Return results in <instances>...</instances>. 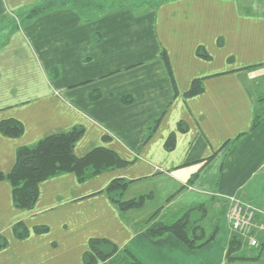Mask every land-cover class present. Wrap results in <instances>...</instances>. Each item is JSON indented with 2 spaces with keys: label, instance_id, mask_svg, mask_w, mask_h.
Returning <instances> with one entry per match:
<instances>
[{
  "label": "crops",
  "instance_id": "obj_1",
  "mask_svg": "<svg viewBox=\"0 0 264 264\" xmlns=\"http://www.w3.org/2000/svg\"><path fill=\"white\" fill-rule=\"evenodd\" d=\"M40 1L0 0V17ZM145 4L104 2L91 20L61 6L0 32V122L23 126L17 137L0 132V173L17 148L80 126L76 157L103 147L127 161L82 182L73 172L49 177L29 210L1 180L0 264H85L90 239L114 246L96 264H228L225 205L236 197L264 210V119L252 127L264 96V0ZM197 78L201 92L186 95ZM115 178L130 181L124 199L145 195L144 204L119 210L103 192ZM202 204L200 222L212 212L216 225L202 245L147 233L153 216L172 221ZM17 222L27 237L13 236ZM235 253L252 258L239 264H264L247 240Z\"/></svg>",
  "mask_w": 264,
  "mask_h": 264
},
{
  "label": "trees",
  "instance_id": "obj_2",
  "mask_svg": "<svg viewBox=\"0 0 264 264\" xmlns=\"http://www.w3.org/2000/svg\"><path fill=\"white\" fill-rule=\"evenodd\" d=\"M104 2L105 0H41L24 12L16 14L15 18L18 17L21 21L31 19L48 10L62 6L74 9L81 8L86 12L83 17L91 20L101 15L105 8L103 6ZM4 18L5 21L7 20L8 27L13 24L15 28L18 27L17 23L15 25V23L12 24L8 20V16H1L0 24L3 23ZM4 28L5 26H0V32H3ZM197 53L203 57L207 56V53L200 47H198ZM202 80V78L194 79L185 94L194 95L201 92ZM257 101L258 109L255 112L252 127L264 119V96H260ZM0 132L5 136L17 137L23 132V126L21 122L15 119L1 120ZM82 134L83 128L81 126L74 127L65 132L45 136L32 145L17 148L15 161L11 170L6 174L0 173V181L7 180L12 187V201L17 208L31 209L38 198L39 183L49 177L60 173L73 172L76 174L77 179L82 182L97 173L111 168L121 167L127 163V161L122 160L114 151L103 147L94 148L81 158L76 157L73 153V147ZM171 138L172 136L170 135L165 142L167 147H170ZM129 183L130 181L123 178H115L103 190L121 211L141 207L146 201L147 196L145 195L128 200L124 199V193ZM194 211H196V214H193ZM204 212L205 206L202 204L188 209L176 220L167 221L158 219L152 221L147 227V233L152 237L171 233L188 247L194 248L200 246L209 237L213 236V234H210L204 237L203 230L198 225L205 215ZM191 217L194 219L193 221H190ZM45 229V227L34 228L36 232ZM28 231L23 222H17L12 228L13 236L17 239L27 237ZM243 243L244 239L242 237L236 234L230 236L226 253L228 264H239V262L252 259L236 255L235 252ZM260 243V247L257 248L258 254H261L264 250V238L260 240ZM5 245L6 239L0 236V248ZM113 251L114 246L108 240L90 239L88 249L83 254V261L85 264H96L109 257ZM131 264L139 263L133 261Z\"/></svg>",
  "mask_w": 264,
  "mask_h": 264
},
{
  "label": "built area",
  "instance_id": "obj_3",
  "mask_svg": "<svg viewBox=\"0 0 264 264\" xmlns=\"http://www.w3.org/2000/svg\"><path fill=\"white\" fill-rule=\"evenodd\" d=\"M229 204L231 206L226 214V219L231 233L247 240L250 247H260V241L253 230L264 234V210L256 208L236 197H232L229 200Z\"/></svg>",
  "mask_w": 264,
  "mask_h": 264
},
{
  "label": "rangeland",
  "instance_id": "obj_4",
  "mask_svg": "<svg viewBox=\"0 0 264 264\" xmlns=\"http://www.w3.org/2000/svg\"><path fill=\"white\" fill-rule=\"evenodd\" d=\"M115 1H121V0H105V3H107V4H109V3H114ZM157 1H159V0H132V2L133 3H142V4H147V3H150V4H154V3H156ZM127 2H129V0H127ZM145 4V5H146ZM16 15V14H15ZM8 18H10L9 20H10V22L13 24V23H15V25H16V23H17V25L19 24V25H22V21H21V19H19L18 17L17 18H15V16L12 14V15H8ZM7 21V20H6ZM5 21V18H4V21H3V23L2 24H0V26L1 27H8V23ZM10 27V26H9ZM203 202L204 203H206V205H207V207L209 208V203H210V199H209V197L208 196H204V199H203ZM230 206H231V204H229V203H227L226 205H225V207H226V210H227V208L228 209H230ZM187 209H185L184 211H186ZM181 211H183V210H180V211H178L176 214H178V217L176 216V217H174V218H172V219H174V220H176L177 218H179L182 214H183V212H181ZM227 212H228V210H227ZM227 212H225V216H226V214H227ZM193 214H196V211H194L193 212ZM212 212H210V215H208L207 216V218L206 219H204V221L203 222H199L198 223V225L200 226V228L203 230V234H204V237H207V236H209L210 235V232L213 230V227H215L216 225L214 224V222H212L211 224H208V222L210 221V219L211 218H213L212 217ZM173 216V215H172ZM172 216H170V217H166L169 221H171V217ZM156 217L155 216H153V221H155V220H158V218L157 219H155ZM219 219H221V217H215V220H219ZM194 219L191 217L190 218V221H193ZM219 225L222 227V220H219ZM230 235H231V231H230ZM255 235H257V234H255ZM259 237V235H257V238ZM259 239V238H258ZM260 241V240H259Z\"/></svg>",
  "mask_w": 264,
  "mask_h": 264
}]
</instances>
